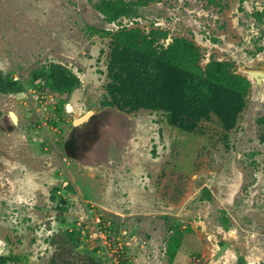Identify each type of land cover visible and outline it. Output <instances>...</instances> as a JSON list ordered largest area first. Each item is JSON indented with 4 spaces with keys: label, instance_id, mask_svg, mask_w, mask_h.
Listing matches in <instances>:
<instances>
[{
    "label": "rangeland",
    "instance_id": "obj_1",
    "mask_svg": "<svg viewBox=\"0 0 264 264\" xmlns=\"http://www.w3.org/2000/svg\"><path fill=\"white\" fill-rule=\"evenodd\" d=\"M131 29L193 42L201 69L148 62ZM130 68L155 108L132 105ZM248 71L264 73V0H0V264H264Z\"/></svg>",
    "mask_w": 264,
    "mask_h": 264
},
{
    "label": "trees",
    "instance_id": "obj_2",
    "mask_svg": "<svg viewBox=\"0 0 264 264\" xmlns=\"http://www.w3.org/2000/svg\"><path fill=\"white\" fill-rule=\"evenodd\" d=\"M121 35L129 37L131 39L139 38L141 40L148 42L150 47V51L147 54L149 57L148 62H150L153 57H158V58L162 57L164 59H167L171 63L178 61L185 63V65L191 70L201 69L199 65L200 49L197 46H195L193 42L189 40L176 38L172 41V43H169L167 46L163 45L160 47V49L158 48L156 49L154 47L155 44L154 42L157 37L164 35V38H168L165 32L151 31L150 33H144L139 29H131L127 31H122ZM121 53H125L124 58H126V60L123 59L121 64V68L125 72L124 66L131 65L130 54L132 53L122 49L121 44H119L114 50L115 60L121 59L120 58ZM226 66H227L226 63L216 62L213 65V70L220 77L228 79L229 83L233 85L235 84L239 85L240 88H244L249 85L248 79L242 76L239 75L228 76ZM128 74H130V76ZM127 76H128L127 79H125V83L128 85L127 92L132 89L133 90L132 92L135 93L134 98L132 100V105H134L135 108H139V107L155 108L158 104V99L153 95L150 89L143 87L144 83L141 82H144V79L140 75H135L134 72L132 71L130 73H127ZM197 78H199V75L197 74L192 77V79H197ZM145 94H148L149 96L146 98L144 96ZM52 123L56 124L55 122Z\"/></svg>",
    "mask_w": 264,
    "mask_h": 264
},
{
    "label": "water",
    "instance_id": "obj_3",
    "mask_svg": "<svg viewBox=\"0 0 264 264\" xmlns=\"http://www.w3.org/2000/svg\"><path fill=\"white\" fill-rule=\"evenodd\" d=\"M248 74L251 78H254L256 80L257 83L262 84L263 83V79H264V73L261 71H248ZM94 114L93 111H90L88 113H86L85 115L77 118L74 121L75 125H81L84 122H86L92 115ZM13 117V116H12ZM17 120V119H16Z\"/></svg>",
    "mask_w": 264,
    "mask_h": 264
},
{
    "label": "bare ground",
    "instance_id": "obj_4",
    "mask_svg": "<svg viewBox=\"0 0 264 264\" xmlns=\"http://www.w3.org/2000/svg\"><path fill=\"white\" fill-rule=\"evenodd\" d=\"M71 108V106H69ZM13 119L16 121L17 117L15 114L12 113Z\"/></svg>",
    "mask_w": 264,
    "mask_h": 264
}]
</instances>
